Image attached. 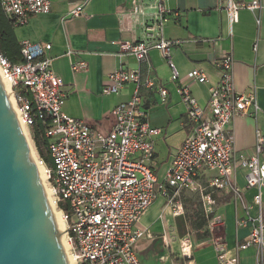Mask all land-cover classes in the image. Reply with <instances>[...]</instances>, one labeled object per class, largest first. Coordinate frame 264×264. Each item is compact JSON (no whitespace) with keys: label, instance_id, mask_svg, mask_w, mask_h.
Returning <instances> with one entry per match:
<instances>
[{"label":"built area","instance_id":"1","mask_svg":"<svg viewBox=\"0 0 264 264\" xmlns=\"http://www.w3.org/2000/svg\"><path fill=\"white\" fill-rule=\"evenodd\" d=\"M168 1L154 0L155 18L152 24L144 26L142 39L135 43H117L120 47L117 55L132 57L139 67L132 70L119 67L107 76L103 94H117L126 86H131V93L127 101L111 110L113 126L106 134L64 113L67 93L61 78L50 69V59L46 56L50 44L22 41L21 61L14 64L0 54V78L9 86L22 126L29 130L33 124L32 109L42 124L52 166L48 167L37 154L35 161L44 170L54 205L62 215L63 235L70 246L73 264H140L134 245L145 236L144 230L137 227L141 216L159 196L166 199L173 215L182 213L179 201L182 191L199 195L211 234L219 226V219L211 217L215 210V193L231 197L234 205L240 203L244 210V219L235 218L237 228L249 227L244 242L228 250L221 236L210 239L218 264H238L240 251L248 248L254 249L256 264H264V163L259 161L264 140L256 131L252 151L238 153L233 131L236 117H256L259 107L255 91H235L233 59L228 54L214 64L220 76L217 84L209 88L207 112L198 104L190 85L208 83L207 74L203 69L194 68L185 76L190 84L179 80L171 49L180 42L162 38V24L169 16ZM221 1L230 25L238 21L241 10H246L259 26L264 0ZM85 7L86 1L79 3L66 17L86 16ZM0 8L13 27L18 28L25 26L32 15L49 13L50 2L0 0ZM138 13L141 6L133 3L131 14ZM170 15L176 16L175 13ZM150 50L159 52L170 70L171 81L177 82L176 93L191 126L162 181L151 167L154 157L151 138L160 130L149 125L141 92L155 90L162 104L168 94L150 73ZM140 65H145L146 69L142 71ZM70 67L77 72L85 70L86 64L72 62ZM19 90L28 92L29 99ZM241 169L246 171L244 188L235 182L236 171ZM206 170L215 174L202 184L199 177ZM251 189L255 194L248 203L244 193ZM59 204H62L60 209ZM253 209L255 216L251 215ZM190 249L189 244H183L181 254L189 258Z\"/></svg>","mask_w":264,"mask_h":264},{"label":"crops","instance_id":"2","mask_svg":"<svg viewBox=\"0 0 264 264\" xmlns=\"http://www.w3.org/2000/svg\"><path fill=\"white\" fill-rule=\"evenodd\" d=\"M48 1L49 13L32 15L25 26L13 29V44L20 46L24 40L50 44L46 53L50 69L61 78L67 93L64 113L106 134L113 126L111 110L127 101L131 93V86H126L117 94H103L108 84L107 76L119 67L128 70L139 67L132 57L117 55L118 44L135 43L143 38L144 26L152 24L155 18L154 0ZM84 1L86 16L66 17L70 9ZM133 3L141 6V13L131 14ZM221 4V0H169L166 3L169 16L162 24V38L180 42L171 49V59L180 81L189 83L185 76L194 68L203 69L207 74L208 83L190 85L192 95L206 112L209 88L217 84L220 76L214 64L225 55L232 56L235 91H255L259 107L255 118L238 116L233 124L236 151L249 154L256 143V131L264 140V10L259 26L246 10H241L238 21L230 25ZM174 13L176 16L170 15ZM0 44L7 52H12L5 36L0 37ZM78 61L85 62L86 69L73 72L70 65ZM148 63L150 73L168 94L167 101L162 104L155 90L141 92L147 121L160 130L151 138L154 146L151 167L162 181L191 126L176 93L177 82L171 81L170 70L157 50L149 51ZM140 69L144 71L145 65H140ZM259 161L264 163V150ZM245 172L241 169L235 174L240 188H244ZM214 174L203 171L199 181L205 184ZM244 194L246 202L251 203L255 191L247 190ZM213 198L215 210L211 217L219 219V226L211 234L197 193L181 192L182 213L178 215H173L166 199L159 196L137 224L145 232L134 245L140 264H218L211 237L221 236L228 250L244 242L249 227L235 225V218H245L241 204L235 206L232 198L221 192L215 193ZM262 208L264 219V191ZM251 215H256L255 209ZM185 243L191 246L189 258L181 254ZM238 264H256L254 249L240 251Z\"/></svg>","mask_w":264,"mask_h":264},{"label":"water","instance_id":"3","mask_svg":"<svg viewBox=\"0 0 264 264\" xmlns=\"http://www.w3.org/2000/svg\"><path fill=\"white\" fill-rule=\"evenodd\" d=\"M33 154L0 78V264H68Z\"/></svg>","mask_w":264,"mask_h":264},{"label":"trees","instance_id":"4","mask_svg":"<svg viewBox=\"0 0 264 264\" xmlns=\"http://www.w3.org/2000/svg\"><path fill=\"white\" fill-rule=\"evenodd\" d=\"M13 25L12 22L4 15L0 8V37L5 36L7 39V42L11 44L12 52H7V50L2 47L0 44V54L3 55L10 63H18L21 61L20 57V46L16 45V47L13 44L14 34H13ZM19 93L23 96L29 99V93L24 90H19ZM31 113L33 115L34 121L31 127L29 128L30 135L32 137V142L34 149L37 153V155L46 163L48 167H51V160L49 153L47 151V141L46 138L43 135V127L41 122L38 120V118L35 116V112L32 109ZM61 203V202H60ZM62 204L58 205V208L60 209Z\"/></svg>","mask_w":264,"mask_h":264},{"label":"bare ground","instance_id":"5","mask_svg":"<svg viewBox=\"0 0 264 264\" xmlns=\"http://www.w3.org/2000/svg\"><path fill=\"white\" fill-rule=\"evenodd\" d=\"M3 85L5 87V90L7 92L9 100H10V102L12 104V107H13L14 112L16 114V117L18 119V111H17V108L15 107V102H14V100H13V98L11 96V93L9 91V86L6 83H3ZM18 122H19V124H20V126H21V128H22V130H23V132L25 134V128L22 126V124H21V122L19 120H18ZM33 159L35 161L34 154H33ZM35 165H36L37 171L39 173L41 182L43 184V188H44L45 194L47 196V199H48V202H49L53 217L55 219L56 227H57L59 232L63 233V231H64L63 218H62L61 213L57 209H55L56 207H54L55 205H54V202H53L52 193H51L50 189L48 188V186L46 184V175L44 173V170L42 169V167L40 165H38V163H36V161H35ZM61 243H62L63 251H64L66 259H67V263L68 264H73L72 257H71V254H70V246H69L68 242L66 241L64 235H62V237H61Z\"/></svg>","mask_w":264,"mask_h":264},{"label":"rangeland","instance_id":"6","mask_svg":"<svg viewBox=\"0 0 264 264\" xmlns=\"http://www.w3.org/2000/svg\"><path fill=\"white\" fill-rule=\"evenodd\" d=\"M15 107L17 108V104H15ZM25 136H26V138H27V141H28V143H29V146L31 147V150L33 151V153H34V156H36V151H35V149H34V146H33V142H32V137H31V135H30V132H29V130L28 129H26L25 128ZM55 207V206H54ZM56 209V208H55Z\"/></svg>","mask_w":264,"mask_h":264}]
</instances>
